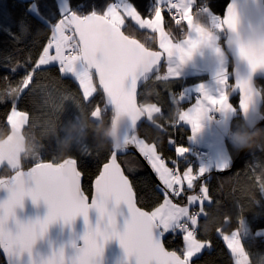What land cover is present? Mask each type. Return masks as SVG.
I'll list each match as a JSON object with an SVG mask.
<instances>
[{"label":"snow or ice","instance_id":"snow-or-ice-1","mask_svg":"<svg viewBox=\"0 0 264 264\" xmlns=\"http://www.w3.org/2000/svg\"><path fill=\"white\" fill-rule=\"evenodd\" d=\"M59 10L62 18L52 24L51 38L43 47L35 67L17 82L20 88L14 96L33 89L34 74L41 66L58 62L62 74H68L78 81L79 87L83 89L85 101L97 92L93 76L94 74L98 76L99 86L104 93V107L111 105L118 110L126 111L134 125L144 117L140 105L137 104L138 76L143 59L146 56L152 57V62L157 68L163 56L176 55L183 59L190 56L192 49L201 41L211 38V34L199 25L194 26L199 38L186 40L183 44L174 43L170 33L165 31L162 24L163 10L178 16L176 24L186 21L188 26H193L191 14L193 9L189 0H156L152 19L142 18L137 8L128 0L110 3L102 15L95 10L87 15L77 14L68 6L67 0H62ZM28 11L44 19L40 16L37 5H31ZM126 17L131 18L140 29L158 33L161 51H153L139 39L126 35L121 30ZM237 24L238 17L229 8L218 27L235 29ZM106 29L111 32V40L105 39ZM23 30L21 24V31ZM102 49L105 52L103 59L99 56ZM240 51L241 55L247 58L253 72L264 68V55L257 56L255 52L243 47ZM113 52L121 58L117 66L108 63V57ZM177 74L175 67L167 68L166 76ZM219 82L224 86L219 95H210L201 85L202 95L195 105L188 111L180 113L179 120L188 121L193 132L199 129L202 117L210 108L234 110L232 104L228 102L226 92L228 77L219 78ZM235 87L240 89V107L247 111L252 101L251 80L237 79ZM101 111V106L97 105L92 110V115L97 116ZM144 111L148 116H152L154 112L160 113L161 108L154 103L150 106L145 105ZM27 120L28 114L17 111L15 107L7 116V121L14 130L22 128ZM125 143L128 147L135 145L157 174L163 187V203L151 212L136 207L131 184L117 162V154L120 152L117 150L111 151L109 162L103 165V170L96 177L95 194L91 203L81 190V173L77 170V160L68 158L62 163H36L29 171L17 172L10 180L0 181V188L8 192L7 199L0 200V248L6 253L9 264H21L24 253L28 254L29 264H65L63 248H53L46 256L34 255L33 248L37 240L47 233L51 223L63 220L68 224L81 215L86 225L81 237L83 240L81 251H99L107 241L117 238L127 257L135 258V264H190L192 258L201 253L206 244L197 239L195 226L198 224V217L207 216L204 203L205 201L211 203L208 187L203 185L200 187V194L187 197L188 205L199 204L198 211H190L188 205L180 206L173 203L171 197L182 195L185 182L188 189L193 188L197 178L193 175V169L188 167L181 175L176 168L166 164L155 144L146 143L135 135L127 137ZM82 150L84 153L90 151L87 147ZM185 151L186 148L183 146L176 148L177 154H183ZM173 163L175 164V161ZM223 169H228V166L222 165L221 170ZM206 171L203 167L199 168V175L202 176ZM25 196H30L34 203L40 200L46 203L48 212L42 219L25 222L16 218L15 210L18 206H23ZM109 201H114L116 205L121 202L127 205L130 218L125 220L123 231L117 227L115 210L108 208ZM90 208H95L99 213L95 226L89 222ZM10 221L14 222V226H10ZM176 230L183 233L185 247L182 255L175 251H167L162 243V237L166 233H173ZM224 240L237 258L235 264H248L249 257L241 243L239 231L233 232L231 236L225 235Z\"/></svg>","mask_w":264,"mask_h":264},{"label":"trees","instance_id":"trees-1","mask_svg":"<svg viewBox=\"0 0 264 264\" xmlns=\"http://www.w3.org/2000/svg\"><path fill=\"white\" fill-rule=\"evenodd\" d=\"M113 0H68L69 6L77 14H88L95 10L98 14H103L107 6ZM142 18L150 19L154 16L156 0H128ZM228 0H195L192 6L195 16L200 18L205 25H212V13L218 11V5ZM37 5L40 11V17L31 14L28 9L31 5ZM203 7V9H199ZM164 26L171 36L177 38L185 34L187 23L182 21L176 24L175 16L168 10H163ZM60 14L56 0H0V127L10 129L7 116L11 114L13 107L15 109L26 112L28 114L27 123L23 127L27 128L33 120L35 114L34 94L31 91L14 96L9 95L6 91L15 87L28 71L35 67V63L42 54L43 47L46 46L51 38V26L60 20ZM222 18V14L220 19ZM21 24L24 30L21 31ZM7 29V31H6ZM123 31L139 39L146 47L159 51L157 45V34L150 30L140 29L130 18H126L125 25L122 26ZM220 43H224L225 31L219 32ZM18 37L19 39H14ZM179 38V36H178ZM229 71L232 69V62L229 60ZM165 68V61L158 75H162ZM13 69L15 71L13 72ZM203 77L196 76L197 80ZM93 80L97 87V92L88 101L83 99V90L79 87V83L74 77L68 74H62L59 70V64L41 66L34 74L33 86L39 84L42 88H49L51 83L58 82L64 89L73 94L75 100L79 102L83 108L94 110L99 105L107 114L103 104V93L98 88L95 75ZM188 81V80H187ZM186 82V81H185ZM232 79L229 82V91ZM256 85L260 88V92L264 99V80H256ZM182 87L180 79L158 81L156 83V91L146 97L141 87L138 100L139 103L151 102L157 104L161 108L164 117L172 114L168 120L160 119L158 122L162 125L157 128L150 122H144L142 128L149 134L153 144L157 146L158 153L165 159L170 167H174L178 163V167L183 169V162L176 154L175 145L173 146L169 138H175L176 144H184L187 141L189 128L177 124V114L173 113V109H179L185 105V101L179 100V91ZM231 103L237 107L238 97L230 95ZM77 109L73 103L67 104V111L64 113L65 118L73 116ZM264 113V105L262 108ZM160 116L161 114H155ZM244 123L238 110L232 117L230 127L235 129ZM260 127H264L263 125ZM227 150L231 157L225 173H217L211 171L200 176L193 190L185 188V194L174 198L181 201L180 198H186L191 191H198L201 181H206L209 189L211 203L204 204L207 216H200L197 224L196 237L208 243L206 248L197 256L193 257L190 264H235L234 256L228 250L223 235L231 233L239 228L242 219H245L250 227L251 233L246 235L243 240L245 252L249 257V264H264V234H256L257 229L264 230V195L261 194L260 184L264 183V176H260V165L264 162V146L254 148L253 150H243L236 152L232 144L226 137ZM90 150V149H89ZM111 150L93 151L84 153L83 150L73 149L66 155H54L51 149L45 150L42 155L35 159L24 161L22 169H28L39 162L60 163L66 158L77 160V166L83 174L82 188L87 195H91L92 181L97 176L99 168L92 165V160L97 158L100 166L110 157ZM192 156L189 157L190 160ZM119 162L124 168L125 173L129 177L132 187L135 191L137 203L140 208L151 212L158 207L164 199L161 183L151 172L145 162L136 154L130 153L118 157ZM188 164L190 162L188 161ZM1 175H9L0 170ZM198 210V206L194 205ZM211 219L210 226L206 229V222ZM164 244L167 248L175 250L182 255L185 244L183 241V233L176 230L173 233H166L163 237ZM0 264H6L0 252Z\"/></svg>","mask_w":264,"mask_h":264},{"label":"clouds","instance_id":"clouds-1","mask_svg":"<svg viewBox=\"0 0 264 264\" xmlns=\"http://www.w3.org/2000/svg\"><path fill=\"white\" fill-rule=\"evenodd\" d=\"M191 14L193 16V26L187 25L184 30L183 41L199 38L194 27L196 25L210 33L211 38L207 41H201L192 49L190 56L183 59L177 56L179 63L175 65V70L183 68L194 53L204 46L212 45L214 58L221 61L227 55L229 47H231L235 50L238 58L246 63L249 68L248 75L239 79L251 80L252 101H254L256 96L260 94V88L257 87L254 81V73L258 70H264V68H259L253 72L247 58L241 55L240 50L243 47L255 52L257 56L264 55V26L257 27L253 24L251 27L242 30L237 24L235 29H231L230 35L224 38L226 43L222 44L218 41L213 43L212 32L200 18L195 16L193 11ZM105 39L111 40L109 29L105 30ZM99 56L101 59L105 57L103 49L100 51ZM152 61V57L146 56L139 69L138 83L143 84L146 97L151 96L157 90L156 83L163 79L157 74V68ZM120 62L121 58L115 52L108 57V63L112 66H117ZM224 76H227V69L222 67L218 78ZM19 88L20 85L16 84L15 87L6 91L15 95ZM31 92L35 97L36 111L28 127H22L18 130H14L12 127L10 129L0 127V170L11 173L0 176V181L10 180L17 172L22 171L24 161L40 157L48 149H51L54 155H66L74 148L81 150L85 147L93 151L117 150L124 152L128 148L125 143L126 138L132 135L137 136V124H133L130 115L126 111L118 110L109 105L107 114L102 109L101 114L93 116L92 110L83 108L74 99L73 94L60 86L58 82L51 83L49 88H42L39 84L34 85ZM68 103H73L77 111L73 116L65 118L64 113L67 111ZM152 104L154 103L147 101L140 103L141 113L148 122L157 128H161L162 125L158 121L160 119L168 120L172 117V114L164 117L161 112L158 113L161 114L160 116L154 115L157 114L154 112L152 116H148L144 111V106ZM173 113L178 114V110L174 108ZM227 138L236 152L253 150L264 146V127L258 126V122H245L235 129L229 127ZM259 175L264 176V162L260 165ZM259 187L261 194L264 195V183H261ZM210 224L211 219L206 222L205 228L207 229ZM81 237V243L72 242L73 252L71 254L66 251L64 245L57 248L64 249L65 264H105L104 246L99 251H81L83 248ZM35 255L44 256L39 253Z\"/></svg>","mask_w":264,"mask_h":264},{"label":"water","instance_id":"water-1","mask_svg":"<svg viewBox=\"0 0 264 264\" xmlns=\"http://www.w3.org/2000/svg\"><path fill=\"white\" fill-rule=\"evenodd\" d=\"M62 0H56V3L58 5V9L60 8ZM68 4V0H67ZM69 6V4H68ZM70 7V6H69ZM71 8V7H70ZM231 8L237 15L238 17V27L240 29H247L251 27L253 24H255L257 27L264 26V0H228L226 3L223 13H222V18L221 22L224 16H226L228 9ZM72 9V8H71ZM60 17L62 18V14L59 10ZM90 14V13H88ZM87 15V14H85ZM102 15V14H101ZM225 31V36L227 37L231 33V29L224 27L223 28ZM123 31V29H121ZM126 34V33H125ZM128 35V34H126ZM137 39V38H136ZM224 43H226L224 39ZM150 49V48H149ZM153 50V49H151ZM155 51V50H153ZM228 56L232 62V70H231V79H232V86L230 88V94L232 96H237L238 97V102H237V110L239 111V114L241 118L243 119L244 123H256L258 122V126H264V113L262 111L263 105H264V99L263 96L260 92L259 95L256 96L254 101H251L249 104V108L247 111L243 110L240 107V100H241V93L240 89L235 87L236 80L247 76L249 73V68L246 63L242 62L234 49L229 47L228 49ZM164 63V57L161 58L160 64L157 66V73H159L162 69V65ZM95 75V74H94ZM96 81L98 88L101 90L103 93L102 89L99 86V80L98 76H96ZM258 79H263L264 80V70H258L257 72L254 73V81ZM143 86L142 83H138L137 86V104L139 105V100H138V94ZM104 96V93H103ZM109 106H107V109ZM146 122V117H142L140 121L137 123V130L142 127V124ZM128 153H134L137 156H139L145 164L150 167L152 174L154 177L157 179L158 183H161L158 179V176L152 169V167L149 165L147 160L144 158V156L139 152L138 148H136L135 145H130L126 151L124 152H118L117 154V162L120 164L122 171L124 172V175L127 176V174L124 171V168L122 167L121 163L118 160V157L126 155ZM68 159V158H66ZM110 159V157H109ZM109 159L104 162L100 168L97 176L100 174V172L103 170V165L107 162H109ZM61 161L60 163H62ZM35 165L29 167L28 169H22V171L27 172L29 171L32 167ZM77 170L80 172L77 166ZM224 170V169H223ZM216 171H219L221 173L222 170L218 169ZM81 173V172H80ZM96 176V177H97ZM96 177L92 181V192L91 195H87L83 188H82V179H83V174L81 173V190L84 193V195L88 198V202L91 203V200L95 194V180ZM128 177V176H127ZM128 180L131 184V181L128 177ZM132 187V184H131ZM133 190V195H134V200L136 203V207L140 208V206L137 203V199L135 196V191L132 187ZM8 197V192L6 189H0V200L7 199ZM108 208L110 210H115L116 213V220H117V227L119 230L123 231L124 225H125V220L130 218V212L127 208V205L121 202L119 205H116L114 201H109L108 203ZM143 211H146L142 208H140ZM16 218L21 220V221H29V220H35L37 218H43L47 212H48V206L43 200H40L39 202L34 203L31 199L30 196H25L24 201H23V206L20 207L18 206L16 208ZM148 212V211H146ZM88 217H89V222L91 223L92 226H95L97 223V220L99 218V213L95 208H90L88 212ZM10 226H14V222L10 221ZM86 229V225L84 223V218L83 216H78L74 221L71 223L66 224L63 220H57L55 223L51 224L48 228L47 233L41 238H39L34 245L33 248V254L35 255L36 253H39L40 255H48L51 253L53 248H58L61 245H64L66 247V251L71 254L73 252V248L71 246L72 242L75 241L77 244L81 243L82 241L80 240V237L83 235L84 231ZM155 231V230H154ZM162 243L167 251H175L172 249H169L165 246L164 240L162 237ZM105 248V264H135V258H129L127 257L124 249L120 245V242L117 238H113L109 241H107L104 244ZM0 252L5 260L6 264H9L8 257L6 253H4L3 249L0 248ZM176 252V251H175ZM177 254H179L177 252ZM180 255V254H179ZM21 264H29V257L27 253H24L22 257V262Z\"/></svg>","mask_w":264,"mask_h":264},{"label":"crops","instance_id":"crops-1","mask_svg":"<svg viewBox=\"0 0 264 264\" xmlns=\"http://www.w3.org/2000/svg\"><path fill=\"white\" fill-rule=\"evenodd\" d=\"M190 6L192 7L195 4V0H189ZM154 18V17H152ZM150 18V19H152ZM186 22V21H185ZM187 23V22H186ZM163 27L164 21H162ZM148 30V29H147ZM210 30V29H209ZM151 31V30H150ZM166 31V29H165ZM168 32V31H167ZM157 34V45L159 47V34ZM217 35H213V43H216L218 40V33ZM171 36V34H170ZM172 38V36H171ZM184 38V37H183ZM174 43H183V39L175 40V38H172ZM209 48H212V45H208ZM205 47V46H204ZM203 47V48H204ZM201 48L198 51H196L193 55V57L188 61V63L180 69H177L176 72L177 75L174 76H166L167 75V68L169 66L175 67L177 63H179V58L176 55H173L172 57H168V59L165 58V68L161 75V77H165L164 80H173V79H180L182 81V87L181 91L179 92V99L185 101V105H183L180 109L181 112H186L188 109L192 108L197 99L202 95L200 88L201 85L204 86V88L208 91L210 95H219L220 92L223 90L224 86L221 85L219 82V72L221 68L227 69V77H228V87H229V80H230V73H229V67H228V59L225 62L222 60H219L217 58H214V55L212 54L211 49H206V51ZM223 58V59H224ZM58 62H53V64ZM160 73V72H159ZM157 73V74H159ZM203 77L200 80H197L196 76ZM188 80V81H187ZM186 81V82H185ZM82 89V88H81ZM83 90V89H82ZM227 92V88H226ZM230 93L228 92V102L230 101ZM232 104V103H231ZM158 106V105H157ZM233 106V104H232ZM159 107V106H158ZM234 107V106H233ZM234 109V108H233ZM234 110H218L216 108H210L209 112H216L220 115V121H211L208 113H206L203 117V119H207L208 121L206 123H202L200 121V127L197 131L193 132L192 126L188 121L179 120L177 118V124H181L187 128H189V134L187 135V142L182 144H176L175 148L179 146H183L186 148V151L183 154H177L178 158L183 162V169L181 171V174L185 170V168L191 166L188 164V159L192 155V149L196 146H202L208 148L210 151L211 159L210 160H199L197 164L193 165V175L198 177L199 175V168L203 167L207 171L206 173H209L214 170L221 169L222 165H229L230 164V158L229 153L227 150V144H226V137H227V131H226V120H230L233 116ZM155 115V114H154ZM141 129L144 131L145 136L148 137L147 141H151V138L149 134L140 127L138 131H141ZM143 139V138H141ZM147 139V138H146ZM145 140V139H143ZM169 166V165H168ZM170 167V166H169ZM205 173V174H206ZM186 187L184 186V189ZM164 201V199H163ZM163 203V202H162ZM175 203V202H173ZM198 239V238H197ZM203 242V241H202ZM205 242V241H204ZM207 243V242H205ZM185 244V242H184ZM208 244V243H207ZM202 252V251H201ZM198 255V254H197ZM196 255V256H197Z\"/></svg>","mask_w":264,"mask_h":264},{"label":"rangeland","instance_id":"rangeland-1","mask_svg":"<svg viewBox=\"0 0 264 264\" xmlns=\"http://www.w3.org/2000/svg\"><path fill=\"white\" fill-rule=\"evenodd\" d=\"M116 2H119V0H113V2H111V3H116ZM226 5V4H225ZM225 5H224V2H220V4L218 5V11L217 12H214V13H212V19H211V22H212V25H206L207 27H208V29H210V31L212 32V34L213 35H217L216 33H218V40L220 41V33L219 32H223V28L221 29V28H219L218 27V25L221 23V19H220V16H221V14L223 13V10H224V7H225ZM199 9H203V7H199ZM172 14H173V16H175V19L178 17V16H176V15H174V13L172 12ZM154 17V16H153ZM127 18V17H126ZM61 19V18H60ZM131 19V18H130ZM125 22H126V19H125ZM166 29V31H167V28H165ZM147 30V29H146ZM180 35H182V33H181V30H180ZM180 35H178L179 36V38H178V36H177V38L175 39V40H180V39H183V37H184V35L185 34H183V36L181 37ZM172 38H175V37H173L172 36ZM203 48V47H202ZM205 51H206V49H207V51H208V49H211L212 50V54H213V49L212 48H209V46L207 45V46H205L204 48H203ZM159 51H161V49L159 48ZM53 54H54V51H53ZM164 57V61H166L165 60V58L166 59H168V57L166 56H163ZM225 58H226V60L228 59V66H229V60H230V58H229V56H228V54L225 56ZM225 58L223 59V61L225 62ZM50 65H53V64H50ZM232 70V69H231ZM229 73H230V78H231V71H229ZM230 81V80H229ZM78 82V81H77ZM93 83L95 84V82H94V80H93ZM255 83H256V81H255ZM96 86V85H95ZM231 86H232V83H231ZM258 87V86H257ZM180 91H181V88H180ZM179 91V92H180ZM230 93V91H229V87H227V93ZM231 95V94H230ZM229 95V96H230ZM180 100V99H179ZM234 106V105H233ZM234 108V111H233V116L236 114V112H237V107H233ZM105 109H107V108H105ZM17 110V109H16ZM108 110V109H107ZM180 110L181 109H179V111H178V114H177V118L179 119V115H180ZM17 111H19V110H17ZM239 112V111H238ZM216 115H218L219 117L217 118L216 117ZM208 116H209V118H210V120L211 121H220V115L218 114V113H216V112H209L208 113ZM232 116V117H233ZM231 120H232V118L230 119V120H226L227 121V123H226V131H227V129L230 127V123H231ZM146 121H147V119H146ZM208 121V118L207 119H201V122L202 123H206ZM148 122V121H147ZM10 125V124H9ZM10 127H11V125H10ZM145 136V134H144V131L141 129V131H138L137 130V137L139 138V139H141V138H143V139H145L144 141L146 142V143H150V144H153L152 142H150V141H147L148 140V137H144ZM147 138V139H146ZM169 141H170V143L174 146L175 145V143H176V141H175V138H173V137H171V138H169ZM194 148V147H193ZM206 148V147H205ZM206 149H208V148H206ZM209 151V150H208ZM128 154H130V153H128ZM209 154H210V151H209ZM127 155V154H126ZM192 156V155H191ZM145 158V157H144ZM229 158H230V162H231V157H230V155H229ZM146 159V158H145ZM211 159V155H209L208 157H207V160H210ZM147 160V159H146ZM148 162V161H147ZM149 163V162H148ZM92 165L95 167V168H98V167H100V162L98 161V159L97 158H94L93 160H92ZM150 165V164H149ZM191 166H189V167H191L192 169H193V165L192 164H190ZM151 166V165H150ZM173 168H176L179 172H180V174H181V171H182V169H181V167H178V165L175 167H173ZM187 169V167L185 168V170ZM214 171H216V170H214ZM224 171V172H223ZM225 171H227L226 169H224V170H222V172L223 173H225ZM184 172V171H183ZM217 173H221V172H219V171H217ZM183 174V173H182ZM181 174V175H182ZM0 175H1V172H0ZM157 175V174H156ZM199 178H200V176H198L197 178H196V180L194 181V185H193V188L191 189V190H193L194 189V187H195V184H196V182L199 180ZM203 185H206L207 187H208V185L206 184V181H201L200 182V185H199V190H200V187L201 186H203ZM185 187L187 188V185H186V182H185ZM161 189L163 190V187H162V185H161ZM190 190V192L187 194V197L188 196H190V195H198V194H200V191L198 190V191H191ZM185 194V189H184V191H183V193H182V195H184ZM180 197V196H179ZM187 197L185 198H180V200L181 201H178V200H176L175 198H174V196L173 197H171V199H172V202H175L176 204H179L180 206H185V205H188V201H187ZM207 201H205V203H206ZM204 203V204H205ZM194 205H197L198 206V208H199V204L197 203V204H193V205H188L189 206V208H190V211H191V209L192 208H196ZM237 231H239V233H240V238H241V243H242V245H243V240H244V238L246 237V235H248L249 233H251V230H250V227L248 226V224H247V222H246V220L245 219H242V223H241V226L239 227V228H237V229H235L234 231H232L231 233H226V234H224L223 235V239H224V236L225 235H228V236H231V234L233 233V232H237ZM255 233L256 234H264V230L263 229H257L256 231H255ZM198 240H200V239H198ZM200 241H202V240H200ZM204 242V241H203ZM224 242H225V244H226V246H227V242L224 240ZM206 244V246L208 245L207 243H205ZM244 246V245H243ZM206 248V247H205ZM228 248V247H227ZM203 250V249H202ZM228 250L231 252V249H229L228 248ZM231 254H232V252H231ZM233 255V254H232ZM234 256V255H233ZM195 257V256H194ZM236 257L234 256V262H236ZM248 264H249V261H248Z\"/></svg>","mask_w":264,"mask_h":264},{"label":"built area","instance_id":"built-area-1","mask_svg":"<svg viewBox=\"0 0 264 264\" xmlns=\"http://www.w3.org/2000/svg\"><path fill=\"white\" fill-rule=\"evenodd\" d=\"M178 19V17L176 18ZM182 31V30H181ZM218 118L219 116L216 115ZM192 158L189 160L190 164H197L199 160H207V157L210 155L208 149L202 146H196L192 149ZM178 163H175L174 166L176 167ZM191 211H198L197 208H192ZM199 219V217H198ZM195 231L197 234V225L195 226Z\"/></svg>","mask_w":264,"mask_h":264}]
</instances>
